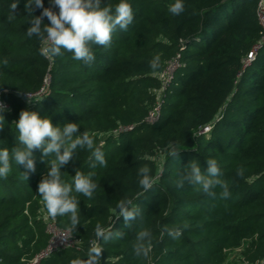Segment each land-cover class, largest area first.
<instances>
[{"label":"trees","instance_id":"1","mask_svg":"<svg viewBox=\"0 0 264 264\" xmlns=\"http://www.w3.org/2000/svg\"><path fill=\"white\" fill-rule=\"evenodd\" d=\"M13 2L0 0V101L9 105L0 113L5 119L0 149L11 152L18 146L15 122L28 110L50 118L54 126L79 124L78 134L86 130L94 137L107 162L93 169L91 152L78 148L61 169L68 183L76 170L94 172L98 187L92 199L74 193L80 201L74 233L79 243L37 264L86 258L96 224L110 227L113 221V232L125 235L100 242L105 264H264V46L248 66L244 62L263 35L259 0H183L180 15L168 10L175 0H128L133 22L127 31L113 34L109 48L93 45L91 66L69 52L54 62L42 57L39 39L26 33L31 19L27 0H19L16 19L9 22ZM119 2L102 0V6L114 9ZM41 12L36 9L33 15ZM44 23H49L46 17ZM157 54L162 66L153 71L149 62ZM174 59L179 65L164 83ZM43 87V94L29 103L27 93ZM153 111L158 118L150 121ZM206 125L210 131L202 133ZM170 142L181 148L178 160L166 153ZM34 155L36 171L28 181L24 167L14 161L7 179L0 178V264H30L50 240L48 222L53 219L38 193L49 166L40 151ZM207 159L217 161L229 198H221L220 187L215 197L187 183L176 187L192 161L206 173ZM144 165L157 179L137 196L143 192L138 169ZM238 167L243 177L236 175ZM123 199H132L142 212L131 228L123 217H115ZM53 221L63 229L70 226L67 216ZM185 223L189 227L179 239L162 236L164 226L182 228ZM141 227L153 237L147 259L137 258L132 247Z\"/></svg>","mask_w":264,"mask_h":264},{"label":"clouds","instance_id":"2","mask_svg":"<svg viewBox=\"0 0 264 264\" xmlns=\"http://www.w3.org/2000/svg\"><path fill=\"white\" fill-rule=\"evenodd\" d=\"M19 0H15L10 5V13L7 17L9 22L16 19V10ZM49 7H44V0H27L25 11L31 17L30 26L27 28V36H36L40 41L39 52L49 62H54L58 56H63L64 52L72 54L74 60L82 61L86 66H91L95 60L93 45L109 48L112 43L113 34L119 29L127 31L133 22L134 13L128 0H120L114 9L110 5H103L102 0H49ZM57 8L59 11H54ZM36 9H42L39 16L33 15ZM169 12L173 15H180L185 11L183 0H175L169 5ZM49 23H44V18ZM63 50V51H62ZM4 66L8 65V60L3 61ZM153 71L161 68V57L155 55L149 62ZM44 99V98H43ZM42 99V100H43ZM27 100L32 102L27 93ZM41 102V101H39ZM37 102V103H39ZM5 106L0 102V113ZM5 119L0 114V131L3 130ZM18 130V146L11 152L7 148L0 149V178L7 179L11 164L14 161L18 166H23V179H29L30 173L36 171V157L34 153H42L41 160L46 161L49 170L38 184V193L41 197L47 214L55 220L57 217L67 216L70 226L67 229V236L71 238L80 224L79 215L80 201L77 195H83L92 199L98 187L94 181V172L85 174L76 170L72 182L68 183L62 178L61 169L68 165L75 157L76 150L87 149L91 152L89 166L93 169L99 164L107 166V162L102 150L95 145L94 137L90 136L85 130L78 134L80 125L69 122L65 125L54 126L51 119L42 118L36 111L22 110L19 120L15 122ZM181 148L176 143H169L166 153L174 160L179 159ZM52 157V159H45ZM207 172L201 171L199 163L192 161L186 171L182 172L179 179L175 182L177 188L184 187L185 183L192 185L197 192H202L210 197H215V188L222 189L220 196L227 199L230 196L229 185L221 180L222 175L218 163L215 159H207ZM139 185L143 192L137 196L151 190L156 183L155 177L151 175V169L144 165L138 169ZM236 175L243 177L244 169L238 167ZM116 219L123 217L126 227L131 228L132 222L142 217L141 209L134 205L132 199H123L117 204ZM113 224L110 227H103L97 223L95 226V239L89 242V249L86 258H75L70 264H101V257L104 251L102 244L117 238H123V231L113 232ZM185 223L180 226H164L163 233H167L172 239H179L182 229L188 228ZM134 255L137 258L147 259L153 249V237L150 230L141 227L137 231L132 245Z\"/></svg>","mask_w":264,"mask_h":264},{"label":"built area","instance_id":"3","mask_svg":"<svg viewBox=\"0 0 264 264\" xmlns=\"http://www.w3.org/2000/svg\"><path fill=\"white\" fill-rule=\"evenodd\" d=\"M257 18L263 28V35L262 38L259 40V42L253 47V49L248 54L247 58L245 59V67L248 66L252 60L255 58L257 52L259 49H261L264 46V0H259L258 6H257ZM179 65L178 61L174 59L169 64L167 70L164 72V83L170 81L172 78L173 72L175 68ZM49 77V76H48ZM45 80L46 83H48L49 78ZM45 90V87H43L39 92L35 94H29L31 99L37 96H40L43 94ZM4 104L5 108H8L9 105L5 103L4 101H0ZM158 118V114L156 112H151L148 119L150 121H154ZM210 131V125H206L202 128V133H207ZM48 231L50 233V240L47 244V246L42 249L30 262V264H37L40 262L41 259L49 256L51 253L76 246L80 240H78L74 235L71 238L64 239L62 236H67V229L60 228L56 225V223L53 220H49L48 222Z\"/></svg>","mask_w":264,"mask_h":264},{"label":"water","instance_id":"4","mask_svg":"<svg viewBox=\"0 0 264 264\" xmlns=\"http://www.w3.org/2000/svg\"><path fill=\"white\" fill-rule=\"evenodd\" d=\"M106 258H107L106 253H105V251H103V253H102V264H105Z\"/></svg>","mask_w":264,"mask_h":264},{"label":"rangeland","instance_id":"5","mask_svg":"<svg viewBox=\"0 0 264 264\" xmlns=\"http://www.w3.org/2000/svg\"><path fill=\"white\" fill-rule=\"evenodd\" d=\"M164 158L163 152L159 153L158 155V160L162 161V159ZM47 217V215H45Z\"/></svg>","mask_w":264,"mask_h":264}]
</instances>
